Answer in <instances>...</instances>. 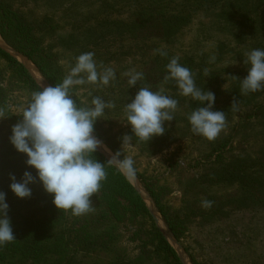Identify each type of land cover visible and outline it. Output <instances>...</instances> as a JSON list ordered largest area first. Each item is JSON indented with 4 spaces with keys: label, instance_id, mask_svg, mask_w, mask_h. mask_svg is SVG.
Returning <instances> with one entry per match:
<instances>
[{
    "label": "trees",
    "instance_id": "16d2710c",
    "mask_svg": "<svg viewBox=\"0 0 264 264\" xmlns=\"http://www.w3.org/2000/svg\"><path fill=\"white\" fill-rule=\"evenodd\" d=\"M46 1L51 4V10L44 9L36 16V11L13 9L0 0L1 37L32 61L50 86L59 85L66 78L58 63L57 54L51 50L56 47L75 49V60L83 53H94L98 72L102 73L104 69L111 68L115 76L107 85L96 83L94 93L97 95L93 97H100L111 105L105 110H110L108 115H123L124 121H127L125 106L138 92L132 93V89H126L124 76L131 67L136 66L142 73L149 65L148 72L157 76L161 81L159 83L169 84L168 87L174 94L172 98L177 101V114L180 113L188 119L190 114L202 105L191 97L181 95L174 80L165 79L168 76L166 66L170 61L177 58L182 66L190 70L196 86L209 91L211 84L208 78L211 72H207V68L198 64L195 51L192 52L190 48L214 42L222 51L227 47L221 46V43H239L248 35L253 36L259 27L264 31V23L258 26L255 24L256 20L248 15L249 10L257 11L250 8V0ZM35 2L37 0H27V5L32 3L33 8H36L38 4ZM56 2L59 3L60 9H55L58 8ZM201 14L214 20L205 25L197 22ZM195 22L196 30L193 26ZM202 31L207 34L210 31L224 33L227 38L217 40L201 33ZM192 33L194 35H191ZM186 35L192 38H189V44L183 45ZM46 39H49L48 44ZM111 47L117 50L115 54L123 50L121 53L125 56L106 57L105 49ZM161 52H166L167 55H161ZM0 64V113L5 116L0 118V192L6 193L8 217L16 238L0 247V262L3 260L5 264H82L77 260V254H92L97 251L110 254V264H182L155 227L153 218L134 186L98 150L91 158L104 163L106 179L102 181L97 195L93 194L91 197L94 211L88 214L74 216L70 211L57 209L53 204L52 195L43 189L39 181L29 185L32 189L29 198H18L10 190V174H14L19 180L25 170L32 171L34 176L36 173L26 165V155L17 152L9 141L12 126L21 120L24 107L18 112L11 110L9 103L14 102L16 96L12 97L14 86L9 79H4L3 70L10 72L11 76H16L30 94L40 88L27 69L2 47ZM148 82L152 81L145 77L141 86L145 87ZM71 91L78 106H90L89 103L82 102L73 88ZM213 110L219 111L214 106ZM99 121L98 118L95 122L94 134L116 154L118 151L115 142L108 134L111 128H103ZM224 143L223 138L219 139L212 144L209 153L215 151L219 155ZM117 155L123 158L121 154ZM237 162L238 160L221 168H211L213 172L208 174L207 178L215 183L234 182L243 176L240 166H234ZM139 178L145 183L172 233L177 239L182 237L186 229L185 222L162 203L160 192L151 188L145 178L140 175ZM121 222L131 226L129 238L138 248L137 253L132 256L118 251V238L114 231L108 228ZM193 264L197 263L193 260Z\"/></svg>",
    "mask_w": 264,
    "mask_h": 264
},
{
    "label": "rangeland",
    "instance_id": "374dc122",
    "mask_svg": "<svg viewBox=\"0 0 264 264\" xmlns=\"http://www.w3.org/2000/svg\"><path fill=\"white\" fill-rule=\"evenodd\" d=\"M1 1L13 9L36 11V16L44 9L52 8L46 0H37L36 8H33L32 3L27 5V0ZM56 3L58 8L55 9H60L59 3ZM249 5L257 11L249 10L248 15L260 26L264 23V0H250ZM198 19L197 22L204 25L214 20L204 14L198 16ZM197 22L193 25L195 30ZM201 33L207 34L205 31ZM207 35L217 40L227 38L224 33L216 31H210ZM253 36L248 35L239 43L227 40L231 44L221 43V46L227 47L222 51L214 42L190 48L192 52L195 51L198 64L207 68V72H211L208 80L211 84L209 91L215 94L214 108L225 113V127L213 142L201 135H194L189 120L180 113L177 114V109L173 113L174 119L165 122V133L153 137L149 142L133 135L131 126L124 121L123 115H108V110L103 118H99L103 128H111L108 134L113 137L116 150L123 156L120 159L133 160L134 175L128 176L118 168L138 191L147 211L153 216L155 227L182 264H193V260L197 264H264V90L247 94L241 92V80L246 77L249 67L247 54L254 49H264V31L259 27ZM184 38L183 45L192 37L186 35ZM47 40L49 39L45 40L46 44ZM0 45L28 66V73L36 79L35 83L40 89L45 87L40 77L30 68L34 66L32 61L25 60L27 57L8 44L1 35ZM51 51L57 54L58 63L67 77L77 61L74 56L76 50L56 47ZM121 51L123 50L115 54L117 50L114 47L106 48L105 56H125ZM217 58L219 60L216 61ZM199 69L200 66L197 71ZM219 70L221 71L218 72ZM143 71L142 78L132 87L128 83L130 75L140 72L136 66L129 69L124 76L126 89H132L130 92L136 93L140 88H148L166 96L169 94L172 98L174 94L171 93L169 84L159 83L161 81L158 77L148 72L149 65L146 67V73ZM3 72L4 79H9L14 86L11 94L12 97L16 96V100L9 103L11 110L18 112L23 107L25 109L32 94L16 76H11L10 72L5 70ZM145 77H149L152 82L142 87L141 83ZM73 89L82 102L91 105L95 84L85 83L74 86ZM234 101L235 110L231 106ZM125 135L133 136L130 142L123 144L122 138ZM221 138L225 143L219 150L220 154L215 151L209 153L212 144ZM98 149L109 159L115 155L103 141ZM237 160L234 166H240V172L243 174L241 178L232 183H215L207 178V175L213 172L211 168H221ZM139 175L147 180L151 188L161 193L162 203L185 222V232L179 239L161 216ZM108 228L114 231L118 238L117 249L119 248L120 253L126 252L130 256L137 253L136 243L129 238L131 226L121 222ZM169 232L174 235L176 242L167 237ZM76 258L82 264H104L106 261L108 264L112 263L110 254L105 252L77 254ZM0 264L5 263L2 260Z\"/></svg>",
    "mask_w": 264,
    "mask_h": 264
},
{
    "label": "clouds",
    "instance_id": "9594fccd",
    "mask_svg": "<svg viewBox=\"0 0 264 264\" xmlns=\"http://www.w3.org/2000/svg\"><path fill=\"white\" fill-rule=\"evenodd\" d=\"M161 55H167L161 52ZM248 73L241 80V92L264 90V49H254L247 54ZM168 76L180 89L181 95L191 97L202 106L188 117L194 135L209 141L215 140L225 127L224 111H214L215 94L198 88L190 70L173 58L166 66ZM83 74V75H82ZM142 73L131 74L130 86L137 85ZM115 76L114 70L106 68L98 72L94 53H83L77 57L69 75L59 85L42 87L32 94L21 120L12 126L10 143L17 152L25 154L26 165L35 170H25L19 180L10 174V190L18 198L32 195L30 184L40 182L43 189L53 197L54 206L81 216L94 211L91 197L100 191L106 179L104 163L92 159L102 145L94 133L98 118H103L106 108L111 107L100 97H93L91 105L80 107L72 94V88L85 83L109 84ZM236 109V101L231 105ZM127 124L140 140L149 142L153 137L165 133V122L174 119L177 101L161 92L140 88L131 102L127 103ZM0 113V118H4ZM125 135L123 144L132 136ZM118 153V152H117ZM113 155V161L128 176L134 175L132 159L121 160ZM6 193L0 192V247L13 242V233Z\"/></svg>",
    "mask_w": 264,
    "mask_h": 264
},
{
    "label": "water",
    "instance_id": "95a60500",
    "mask_svg": "<svg viewBox=\"0 0 264 264\" xmlns=\"http://www.w3.org/2000/svg\"><path fill=\"white\" fill-rule=\"evenodd\" d=\"M0 47H2L1 45H0ZM3 48V47H2ZM4 49V48H3ZM5 50V49H4ZM5 51H7V50H5ZM8 52V51H7ZM9 53V52H8ZM10 54V53H9ZM14 57V56H13ZM15 58V57H14ZM16 59V58H15ZM25 60H28V58L27 59H25ZM19 61V60H18ZM26 69H28V70H30L29 68H28V66L25 64V63H23V62H21V61H19ZM32 63V62H31ZM34 65V64H33ZM30 68H32L33 69V71L40 77V79H41V81L43 82V84H44V86L45 87H47V86H50V84L48 83V81L42 76V74L39 72V70H38V68L34 65L33 67H30ZM33 79H35V78H33ZM36 80V79H35ZM99 152H101L99 149H97ZM103 155H104V157L110 162V163H112L115 167H117L118 168V166H116V164L115 163H113V161H111V160H109V158L103 153V152H101ZM119 169V168H118ZM125 176V175H124ZM126 177V176H125ZM128 179V178H127ZM130 182V181H129ZM131 183V182H130ZM135 188V187H134ZM137 191V190H136ZM138 192V191H137ZM154 203V202H153ZM153 217V216H152ZM155 218V217H154ZM167 237H169V238H171L174 242H176L175 241V237H174V235L172 234V233H168L167 234Z\"/></svg>",
    "mask_w": 264,
    "mask_h": 264
}]
</instances>
